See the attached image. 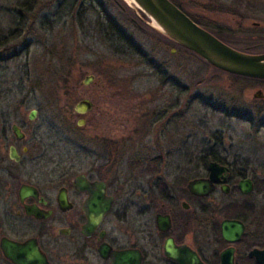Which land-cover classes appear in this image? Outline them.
I'll use <instances>...</instances> for the list:
<instances>
[{
    "label": "rangeland",
    "instance_id": "obj_1",
    "mask_svg": "<svg viewBox=\"0 0 264 264\" xmlns=\"http://www.w3.org/2000/svg\"><path fill=\"white\" fill-rule=\"evenodd\" d=\"M176 1L233 46L253 53L264 52V0ZM80 4L87 7L79 8ZM99 4L121 28L135 29L138 56L119 41L112 43L94 34L89 21L97 19L93 5ZM138 12L148 20L126 0H0V109L35 139L25 163L16 165L18 177L0 173V237L30 233L31 224L23 217L18 202L21 182H34L50 189L60 181L55 177L49 183L53 174L49 175L50 166L59 165L56 176L75 157L83 168L84 154L80 149L85 144L96 150L94 137L99 123L95 118L107 107L105 99L95 96L100 85L120 88L118 100L113 107L108 104L110 112L105 116L124 120L127 132L132 106L148 101L146 108L153 110L162 103V65L169 62L170 68L178 69L186 106L182 134L165 142L161 140L162 148L175 149L176 137L182 151L189 154L182 155L181 162L193 160L202 164L203 159L208 161L215 156L251 176L254 189L248 196L226 197L217 191V225L225 215L232 217L246 207L250 230L237 248L264 243V100L252 97L257 90L264 93V80L215 69L192 53L165 42L153 33L151 26L150 31H138L131 20H139ZM171 49L175 52L171 53ZM87 77L92 78L85 83ZM86 97L92 102L91 111L84 115L75 113L76 104ZM32 110L36 112L31 120L28 116ZM81 118L86 122L78 125ZM139 118V122L144 120L141 114ZM154 153L151 150L147 155L150 159L144 163H160ZM50 157L53 161H49ZM131 157L132 151L128 150L124 162L134 161ZM130 172L135 171L124 175ZM230 199L235 202L228 204ZM17 211L22 215L18 216ZM130 219L117 223L112 230L117 229L121 241L127 236L125 227L132 225ZM120 226L124 230L118 231ZM199 235L201 243L205 239L201 245L206 254L210 250L220 251L226 245L218 232L215 237L208 230L200 231ZM135 239L138 240V235ZM62 243H65L62 239H55L57 245L51 250L54 264H77L64 254L68 249ZM0 264L9 263L0 256ZM90 264L97 263L90 259Z\"/></svg>",
    "mask_w": 264,
    "mask_h": 264
},
{
    "label": "flooded vegetation",
    "instance_id": "obj_2",
    "mask_svg": "<svg viewBox=\"0 0 264 264\" xmlns=\"http://www.w3.org/2000/svg\"><path fill=\"white\" fill-rule=\"evenodd\" d=\"M78 7L87 6L80 4ZM93 7L97 11L94 16L97 19L89 22L92 24L94 34L112 43L119 41L138 56L134 45L135 29L131 26L121 28L102 4ZM137 17L139 20L131 19L137 30L150 31L148 20L139 12ZM153 33L157 34L154 31ZM161 38L165 42L181 47L166 37ZM174 52L175 49H171V53ZM177 60L179 59L176 58L175 66L178 65ZM170 67L169 62L162 65L160 77L162 103L153 110L146 108L148 101L132 106L130 128L127 132H124V120L113 115L105 116L110 112L108 109L110 103L113 107L118 100L120 88L100 85L95 96L105 99L107 107L101 109L95 118L97 125L99 123L96 127L99 131L96 138L94 137L96 150L92 151L85 144L80 149V153L83 151L84 154L83 168L75 157H72L63 169L61 167V172L56 176L55 169H59V165L50 166L52 171L49 175L52 172L53 174L50 175L49 183L51 181L53 183L55 177L60 180L50 189L41 188L34 182H21L17 190L18 202L23 210V217L31 224L30 233L19 237L3 235L0 239L7 237L18 242L36 240L40 250L46 255L48 264H54L51 250L57 245L55 239H62L65 242L62 246L68 250L64 251V254L76 260L77 264H90V259L97 264H111L110 257H103L100 254L102 246H109L114 251L136 250L141 256L140 264H179L168 253L178 255L180 247L187 249L185 253L191 259L196 254L203 264H220V253L227 247H233L234 264H262L249 253L254 248L264 249L262 245L264 243L258 242L237 248L249 233L250 228L246 221L240 219L245 225L244 233L233 243L222 238L220 223L217 225L219 212L218 197L215 196L217 191L226 197L231 194L248 196L252 191L243 193L239 182L250 178L254 189L253 178L236 169L233 163L211 159L207 164L193 163V160L191 163L181 162L182 155L189 154L182 151L181 142L176 137L174 140L178 145L175 149L166 151L162 148L161 140L165 142L166 139L173 138L172 136L179 137L182 134L183 107L186 106L182 98L183 88L178 77V69ZM149 96L153 97V93ZM83 99L88 98L81 100ZM76 106L75 113L84 115L91 111L92 102L90 109L85 112H79ZM140 114L144 118L142 122H139ZM12 120L4 109H0V173L14 178L19 176L16 165L25 163L35 139L28 136L16 120ZM79 120H83L82 124L86 122L83 118ZM13 125L20 128L21 137L16 136ZM128 150L132 151L131 159L134 161L125 163ZM151 150L155 151L153 156L160 163H144L150 159L147 155ZM48 159L53 161V157ZM210 161H216L227 168V178L224 182L228 188L227 193L221 188L223 183L216 184L212 192L203 196L189 189L188 184L192 180L208 176ZM128 171L135 172L124 175V172ZM23 184L34 187L37 195L27 196L22 202L18 191ZM234 202V199L227 201L228 204ZM105 203L109 204V209L99 216L97 211L101 210ZM25 204L36 206L41 210V216L26 214ZM91 207L98 216L89 211ZM17 215L22 214L17 211ZM128 217H131L132 225L125 227L127 236L121 241L117 229L114 232L112 230L117 223H124ZM90 220H95L91 229ZM39 223L42 225L39 226ZM119 230H124V226L118 227ZM203 230H208L213 237L217 236L218 232L220 239L226 244L225 247L220 251L210 250L209 253H204L205 247L201 244H204L205 239L203 238L201 243L199 235ZM136 235L138 240L135 239ZM0 256L9 264H13L3 256L1 249Z\"/></svg>",
    "mask_w": 264,
    "mask_h": 264
},
{
    "label": "water",
    "instance_id": "obj_3",
    "mask_svg": "<svg viewBox=\"0 0 264 264\" xmlns=\"http://www.w3.org/2000/svg\"><path fill=\"white\" fill-rule=\"evenodd\" d=\"M137 7L148 19V24L159 33L169 38L179 46L191 51L198 57L212 65L213 67L225 71L229 74L247 78L264 80V53H250L236 49L213 33L194 22L183 10L176 6L171 0H126ZM92 77H87L86 82ZM253 98H264L262 90H257L252 95ZM77 110L85 112L91 107L88 99H83L77 103ZM35 110L29 114V119L34 118ZM83 120L78 121L81 125ZM13 131L17 137H21V130L13 125ZM208 176L192 180L188 187L198 195H207L213 191L218 183H223L227 178V168L216 161L208 163ZM239 187L243 193L253 190V183L250 178L239 182ZM223 192H228L227 185H221ZM20 201L23 202L27 196L35 197L37 190L29 185L23 184L18 191ZM109 204H103L98 215L107 212ZM26 214L41 216V210L33 205H24ZM95 216V209L89 210ZM91 226L95 220H90ZM244 222L236 218H225L220 222V232L222 238L233 243L238 241L244 233ZM0 249L5 258L13 264H48L44 252H42L34 239L25 242H18L7 237L0 239ZM185 247L178 248V255L168 253L179 264H203L195 255L187 257ZM100 254L103 257H110L111 264H140L141 256L136 250L114 251L109 246H102ZM250 256H255L256 260L264 264V249L254 248L250 251ZM220 264H234V248L227 247L220 253Z\"/></svg>",
    "mask_w": 264,
    "mask_h": 264
},
{
    "label": "trees",
    "instance_id": "obj_4",
    "mask_svg": "<svg viewBox=\"0 0 264 264\" xmlns=\"http://www.w3.org/2000/svg\"><path fill=\"white\" fill-rule=\"evenodd\" d=\"M176 6H178L181 10H183L194 22H196L197 24H199L200 26H202L203 28L207 29L208 31H210L211 33H213L216 37H218L219 39H221L222 41H224L225 43H227L228 45L236 48V49H240V48H237L235 46H233L227 39H225L223 36H221L218 32H216L215 30L209 28L206 24L200 22L198 19H196L193 15L189 14L188 12H186L182 6L176 1V0H171ZM152 31H154L155 33H157L158 35H160L161 37H165L164 35H162L161 33H159L158 31L152 29ZM167 38V37H166ZM169 39V38H167ZM1 44V43H0ZM182 48L183 50L187 51V52H190L192 53L191 51L183 48V47H180ZM240 50H243V49H240ZM243 51H246V52H250V51H247V50H243ZM250 53H253V52H250ZM193 55H195L196 57H198L196 54L192 53ZM199 58V57H198ZM233 75V74H232ZM234 76H238V75H234ZM238 77H242V76H238ZM243 78H247V77H243ZM250 79H253V78H250ZM260 80V79H258ZM263 81V80H262ZM211 160H217V161H220V162H223L222 160H220L219 158L215 157V156H212L210 158ZM204 161V164H207V161L206 159H203ZM262 189H264V187H262ZM247 215H248V211H246V207H241L240 208V211H238L236 214H234V216H227L225 215L226 217H229V218H238V219H241L243 221H246L247 222Z\"/></svg>",
    "mask_w": 264,
    "mask_h": 264
}]
</instances>
